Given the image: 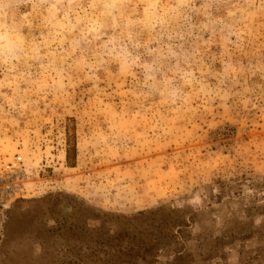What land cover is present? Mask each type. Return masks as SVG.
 Segmentation results:
<instances>
[{"label":"rangeland","instance_id":"obj_1","mask_svg":"<svg viewBox=\"0 0 264 264\" xmlns=\"http://www.w3.org/2000/svg\"><path fill=\"white\" fill-rule=\"evenodd\" d=\"M204 23L164 41L178 55L155 81L65 43L0 87V169L21 189L0 264H264V9L241 43Z\"/></svg>","mask_w":264,"mask_h":264},{"label":"clouds","instance_id":"obj_2","mask_svg":"<svg viewBox=\"0 0 264 264\" xmlns=\"http://www.w3.org/2000/svg\"><path fill=\"white\" fill-rule=\"evenodd\" d=\"M218 2L227 0H205L199 6L195 0H138L143 4L140 11L134 0H0V77H6L0 87L16 82L20 66L56 57V49L63 50L65 43L73 52L93 49L97 68L116 62L126 72L142 69L147 80L155 81L164 72L163 61L178 55L164 41L183 38L177 31L181 21L202 15L207 21L202 29L224 32L230 41L235 37L234 43H241L249 35L254 11L264 9V0H237L224 16L213 17ZM192 31L189 25V34ZM54 62L41 63L40 68L57 72ZM180 80L175 85V74L165 80L172 85L171 104L183 98V86L192 84L195 73L189 69Z\"/></svg>","mask_w":264,"mask_h":264},{"label":"built area","instance_id":"obj_3","mask_svg":"<svg viewBox=\"0 0 264 264\" xmlns=\"http://www.w3.org/2000/svg\"><path fill=\"white\" fill-rule=\"evenodd\" d=\"M19 190L21 189L14 183L12 175L7 170L0 169V243L4 237L6 211Z\"/></svg>","mask_w":264,"mask_h":264},{"label":"bare ground","instance_id":"obj_4","mask_svg":"<svg viewBox=\"0 0 264 264\" xmlns=\"http://www.w3.org/2000/svg\"><path fill=\"white\" fill-rule=\"evenodd\" d=\"M66 207H67V206H66V203L63 202V203H62V208L65 209ZM66 209H67V208H66Z\"/></svg>","mask_w":264,"mask_h":264}]
</instances>
